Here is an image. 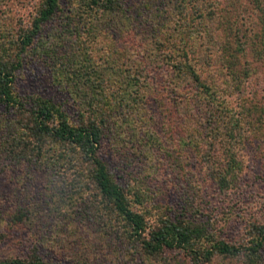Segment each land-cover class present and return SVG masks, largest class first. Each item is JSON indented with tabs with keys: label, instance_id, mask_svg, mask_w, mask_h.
Wrapping results in <instances>:
<instances>
[{
	"label": "trees",
	"instance_id": "16d2710c",
	"mask_svg": "<svg viewBox=\"0 0 264 264\" xmlns=\"http://www.w3.org/2000/svg\"><path fill=\"white\" fill-rule=\"evenodd\" d=\"M33 63L75 117L18 90ZM250 145L264 171V0H0V264H264Z\"/></svg>",
	"mask_w": 264,
	"mask_h": 264
},
{
	"label": "rangeland",
	"instance_id": "374dc122",
	"mask_svg": "<svg viewBox=\"0 0 264 264\" xmlns=\"http://www.w3.org/2000/svg\"><path fill=\"white\" fill-rule=\"evenodd\" d=\"M28 11V7L16 5L13 13H15L17 18L25 20ZM260 85L259 78H252L249 83L245 85V93H250L253 90L256 91L255 94L261 93L258 92ZM17 88L21 92L34 93L47 97L59 103L71 117H75L76 115L77 108L74 103H72L67 93L63 88L52 85L49 73L35 63L25 66L24 69H22V76L21 78L19 77L17 81ZM248 155V167L243 173L237 192L235 195H231L230 198H228L229 206L231 207L232 213L237 215L262 219L264 218V171L261 168L260 158L255 154L253 145L248 146ZM205 192L208 193L209 196L214 195L213 192ZM234 219L236 220L237 218ZM237 221H239V219L227 227V229L223 230L226 238L235 239L237 237L241 228V224ZM27 244L28 242L25 240L24 233H7L5 240L0 244V257H20L27 248ZM83 248H85L83 249L85 255L94 257L93 259L101 255V259L110 257L109 252L107 253L105 251L106 254L105 252V255L103 254V250L100 249L98 243L94 239L88 240Z\"/></svg>",
	"mask_w": 264,
	"mask_h": 264
}]
</instances>
